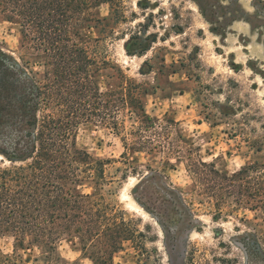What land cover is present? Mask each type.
<instances>
[{
  "label": "rangeland",
  "instance_id": "1",
  "mask_svg": "<svg viewBox=\"0 0 264 264\" xmlns=\"http://www.w3.org/2000/svg\"><path fill=\"white\" fill-rule=\"evenodd\" d=\"M93 12L90 50L111 64L99 76L102 91L135 81L148 115L179 123L187 148L220 173L264 169V0H105ZM0 49L35 80L44 73L19 25L1 14ZM3 128L0 143L9 145ZM75 137L78 149L104 162L100 193L126 211L135 235L112 264H264L262 212L228 199L221 215L218 198L184 163L126 150L106 125L82 124ZM10 166L0 154V168ZM15 245L0 237V264H98L105 250L102 242L85 252L74 236L54 252L32 238Z\"/></svg>",
  "mask_w": 264,
  "mask_h": 264
},
{
  "label": "trees",
  "instance_id": "2",
  "mask_svg": "<svg viewBox=\"0 0 264 264\" xmlns=\"http://www.w3.org/2000/svg\"><path fill=\"white\" fill-rule=\"evenodd\" d=\"M102 1L0 0V14L19 25L22 41L45 69L35 80L0 49V124L10 138L9 145L0 143V154L11 163L0 168V237L14 238L16 248L32 238L53 252L64 237H81L85 252L103 242L105 250L96 263L112 264L135 236L125 221L126 211L100 193L104 162L76 146L77 127L89 123L106 125L126 150H158L175 157L196 182L207 183L221 215L233 199L239 208L262 212L264 228L262 167L224 175L187 148L179 123H159L148 115L135 81L101 90L99 76L111 64L91 52L97 41L86 31L95 16L93 7ZM128 120L134 123L130 127ZM85 186L95 191L87 193Z\"/></svg>",
  "mask_w": 264,
  "mask_h": 264
}]
</instances>
